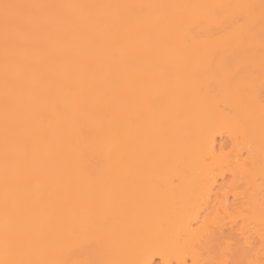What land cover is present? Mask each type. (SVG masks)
<instances>
[{"label":"bare ground","instance_id":"1","mask_svg":"<svg viewBox=\"0 0 264 264\" xmlns=\"http://www.w3.org/2000/svg\"><path fill=\"white\" fill-rule=\"evenodd\" d=\"M217 52L224 64L233 53L234 68L202 63V54ZM144 56L152 63L146 68ZM158 56L168 65L154 62ZM238 59L256 64L248 70ZM263 61L264 0H0V264H79L82 232L98 248L88 258L95 264H137L152 245L175 251L178 232L169 222L195 196L181 169L198 161L192 140L220 120H240L236 126L247 125L241 136L264 140V102L255 89ZM248 88L257 94L247 97L252 105L244 102ZM146 93L147 107L163 116L147 108L154 115H144L147 126ZM147 135L149 159L142 153ZM176 157L183 166L172 171L179 167L189 190H164L167 183L157 181L158 190L157 177ZM143 162L153 163L154 177L159 170L154 181L143 178ZM88 207L101 220L83 222Z\"/></svg>","mask_w":264,"mask_h":264},{"label":"rangeland","instance_id":"2","mask_svg":"<svg viewBox=\"0 0 264 264\" xmlns=\"http://www.w3.org/2000/svg\"><path fill=\"white\" fill-rule=\"evenodd\" d=\"M231 48L233 49L234 47H231ZM244 48L247 49L248 47H244ZM247 53L249 54L248 56L251 57L250 53H252V52H247ZM193 55L195 56L194 52H192L191 54H188L187 56L189 58H193L194 57ZM208 55L202 54L201 57H203L202 58L203 64L204 63L205 64L211 63L210 65L215 69L216 68H218V69L223 68L227 64L229 67L234 68L231 66V64L234 63V60H236V58L233 56V53L232 54L230 53V54H227L226 56H224V58L228 59V61H226L227 62L226 64L222 63L223 55H222V57H220L221 54H219V52L212 54V56L209 55V57H207ZM236 56L239 57V55H236ZM241 56L244 57L243 54H241ZM246 56H247V54H246ZM259 57H260V55L258 57L254 56V58H257V61H258ZM213 58L215 60H213ZM218 58H222V60L218 59ZM167 59L168 58H164L163 56H158V57H155L154 60L153 59L152 60L154 62L156 61V63H157V60L163 61V63H164L163 65H165V64L168 65L169 61H166ZM240 59H238L239 61L237 60L238 62H240L238 64V66L246 67V69H248V70H251V67H253L256 64V62H254V64H253V62L251 63L250 61H248L251 58H249L247 61L244 60L245 62L240 61ZM242 59H244V58H242ZM172 60L170 61V64L173 62ZM159 61L157 64H159V66H160ZM213 61H214V63H213ZM218 61H221V62L218 63ZM150 64H152V63H150ZM150 64H149V61H147V57L144 56L143 66H145V68H146V66H148ZM131 65L133 66V62ZM173 65H175V64H173ZM262 65H263V63H262ZM259 67H260V62H259L258 68ZM168 68H170V67L168 66ZM253 70H255V69H253ZM253 70H252V72H253ZM258 71H259V69H258ZM253 73H251V74H253ZM258 74H259V72H258ZM261 77L262 76H260V79L257 82L258 88L256 86L255 89H258L259 92H257V94H259V96H261L260 98L263 97L262 101L264 102V75H263V78H261ZM257 79H256V81H257ZM249 80L250 81H247V82L251 83L250 78H249ZM240 81L241 80H239V82ZM241 82H243V81H241ZM245 82L246 81L244 80V83ZM145 83H147V82H145ZM145 83L143 86L146 87V89H147L149 86H148V83L147 84H145ZM236 85H233V83H232V87L234 86V88H235ZM248 85H250V84H248ZM253 85H255V84H253ZM253 85L251 86L252 91L254 89L253 87H255ZM244 86L247 87V83L244 84ZM224 87H222V88H224L222 90H224V92L227 94L228 98L231 97L234 88L231 89L232 87H230V85L228 86L226 84ZM216 90H215V93H217ZM147 92H148V90H147ZM220 92H221V90H220ZM234 92H235V97H236L237 92L236 91H234ZM254 92L256 93V91H254ZM215 93H213V94H215ZM147 94L148 93H146V95H145V97H146L145 101H147V103L144 101V103H145L144 108L146 110L143 108L144 112L146 111L145 113H147V114H145L143 112L144 118H146L149 114V109L147 110V108H149L150 106L147 107V105H151L150 103H148L149 101L146 100L147 97L150 100V97H149L150 94H148V96H147ZM248 94H249V88L247 89V93L244 97L246 100L244 102L249 104V103H251V101L249 102V100L252 98V96L255 95V98H256L257 94H253V92L251 93V90H250V94L249 95ZM219 96H220V94H219ZM247 97L248 98L250 97V99H248ZM238 98H241V97L238 96L237 100H238ZM255 98L253 96V99H255ZM231 99H232L231 101H234L233 100L234 97H231ZM219 103H221V101ZM226 103L227 102H224L222 104H226ZM160 104H162V103H160ZM228 104H230V103H228ZM228 104H226V107L224 105L225 109L226 108L230 109L229 106H227ZM154 105H152V107ZM251 105H252V103H251ZM231 106L232 105H230V107ZM162 107H161V109H162ZM150 109H152V110H150V112H151L150 114L151 115L154 114L155 118L157 116L156 114H158V115L161 114V113L159 114V112H157L158 111L157 107H154V109L150 107ZM154 110H155V112H154ZM163 110H161V111H163ZM165 110H166V108H165ZM261 110L259 107L255 114L261 115V113H260V112H262ZM162 114L164 115L163 112H162ZM144 115H146V117ZM154 115L152 117H154ZM148 117H147L148 119L152 118L150 115ZM159 117L161 118L163 116H159ZM159 117L157 116V118H159ZM263 117H264V115H263ZM147 118L143 120L144 123L146 122V120H147V122L149 121ZM239 121H238V123L235 122L233 124H232V121L229 122L228 120L227 121H221L220 120V122H215L212 125H209L210 127H207L208 130H206V127H205V130H206L205 133L208 132L209 133V134L207 133L208 135H204L201 133L200 135L203 137L202 139H201V136H198V137L196 136L197 138L196 139L194 138L195 140H192L193 141L191 144L192 146L190 147L191 152L193 154H194V152L196 153L193 155V158H195L196 155L198 154L197 150L199 152V157L203 158V160H202V158H200V160H201V162H200L199 157L198 158L196 157V159L199 161V163H198V161H196L194 159L193 160L196 162L193 163V160H192V165L191 164L190 165L192 167L194 166V164L196 165L195 166L196 172H193V171H195V170H193V168H192L193 171H191V168H190L191 166L190 167L187 166L190 168L191 174H189V172H187V171H189V168L179 164V162L176 163L177 162V157H176V159L174 158L176 161H174V159L172 160L173 163H176V164L169 167L171 172L169 171L168 174L166 173L164 176L162 174L163 177L160 176V178L164 179V181H163L162 179L160 180V178L158 180V177H157L158 174L157 173L159 172V170H158V172H156L155 170L152 169L153 174L154 175L156 174L155 177H157V179L153 175H151L152 172H150V170H151L150 166L153 165V163L149 166H148V164L151 163L149 161H151L152 158L149 161L147 160L148 164L147 163L145 164V162H143V164H144V166H143L144 167L143 168V172H144L143 178L146 179V181H148L149 179L152 180L151 178H155L156 182L159 181V182H162V184H164L165 182L167 183V184L162 185V187L164 186L162 188L161 184H159L157 182V185H159V186H157V185H155V186H157L158 190H160L161 188L167 189L169 186H172L173 188L176 186V188H178V186L180 184H183V182L185 183L188 181V184L186 183L187 185H190L191 183L194 182L190 186H192V188L195 189V192L192 190L193 194L195 196H193V197L191 196V199L187 200L186 198H190V196L186 197V195L183 194L182 197H184V199H186L188 201V202L186 201V203L182 202V200L180 198H178V200H181L180 202L184 203L183 205L181 203L183 209L182 208L180 209V213L178 211L179 214L176 212L178 210L177 209L178 206L176 205V207H175L176 203H170L171 207L174 204L173 208H171L172 210L169 209L170 211H172L171 212L172 215H173L174 211L179 215V216H177V214L174 213L177 216L176 218L179 217L178 218L179 223H177L178 225L176 224V222H178L176 220V218H175V220H176L175 222L171 221L172 223L170 224V222H169V225H168V226L172 227L173 230H176L178 232V234H177L178 239H177L176 245H174V246H176V248L174 249L175 251H170L168 249H165L162 246L161 247L163 249H160V247H159V250L155 247V245H152V247L149 246V249L147 248V250L144 251V253H142L141 256L139 255L137 257V259H136L137 264H141L140 262H142V264L143 263H146V264H264V140L263 141L260 140L261 142L259 143V145L257 144L258 145L257 146L256 145L257 142L254 143L255 142L254 140L249 141V139H251L252 137L249 138L245 135L241 136L244 133V132H242V134H241V128H240L241 125L243 127H245L247 125L244 126L243 123L240 122L241 125H240V127H238ZM147 122L145 124L146 126H147ZM237 124H238V126H236ZM243 127H242V129H243ZM248 128H249V126H248ZM207 136H208V138H207ZM199 137H200V140H199ZM245 137H247V138L245 139ZM253 137H255V136L253 135ZM197 140H199L198 143L195 142ZM207 141L208 142L212 141L213 145L209 146ZM149 142H150V139L148 138V135H147L146 138H144V145H143L144 148L142 149L143 154L145 152H147V153L150 152V151H148V149H150L149 148L150 147ZM212 142H210V145L212 144ZM187 152H189V151L187 150ZM192 153H190V155H189L190 158H191ZM155 154H156V152H155ZM144 155L147 159H149L150 158L149 155H151V154H148V156H147V154H144ZM250 155H252V156L250 157ZM249 157H250V159H249ZM167 158L169 159V157H167ZM155 159H157V158H155ZM168 159L164 158L163 160H168ZM152 160L155 161L154 158ZM180 160H181V158H180ZM189 161L191 163V160H189ZM169 162L171 163V161H169ZM188 163L189 162H187V164ZM161 164H163V163H161ZM177 164H179L181 167L183 166L181 169L184 172V175L187 174V177H188V178H186V179H188L187 181L186 180L184 181L182 179L183 182L180 183L181 182L180 178L182 177L180 172H182V171L177 170V169H179V167L174 169L175 173H173L174 171H172V170H173V168H175L177 166ZM173 166H175V167H173ZM161 167L163 169V172L167 171V169H168V168L166 169L167 166L164 168H163V166H161ZM145 168L147 169V172H145L146 171ZM149 168H150V170H148ZM153 168H155V167H153ZM155 169H157V167ZM162 169H160V171ZM163 172H161V173H163ZM146 173H148V175ZM169 173H171L172 175L173 174L176 175L175 176L176 178L173 175L172 178H175V179L171 180L172 179V178H170L171 174L169 175ZM177 174H179L178 177H180V178L177 177ZM194 175H196V176L194 177ZM155 179H153L152 181H154ZM150 180L148 182H150ZM146 181L143 180V182H146ZM152 183L154 185V182H151V184ZM175 183H176V185H174ZM177 183H179V184H177ZM145 184H143V186H145ZM183 185H185V184H183ZM187 185H185V186H187ZM189 187L187 190H189ZM192 188H190V189H192ZM169 189H170V187H169ZM180 190H182V187ZM187 190H186V192H187ZM176 191H177V189H176ZM189 194H191V192H189ZM171 201H173V200L171 199ZM175 201H177V200H175ZM92 205L95 208L97 207L94 204H92ZM97 205H98V203H97ZM100 205H101V203L98 205V208L96 210H98V209L102 210V211H99V210L98 211L102 212L103 216H106L109 211L107 213L105 211V213H104L103 209H100L101 208V207H99ZM102 205H103V203H102ZM161 205L164 206L163 204H161ZM168 205H169V203H168ZM168 205L164 206V208H166V207H167V209L170 208ZM93 206H92V208H93ZM88 208H89L88 209L89 211L88 210H82L81 211L82 213H81L80 219L83 222L86 221L88 218H89L88 220H92L93 218L94 219L99 218V220H101L99 216L102 213H99L100 214L99 215V214H97L98 212L95 209L91 210L90 207H88ZM102 208H103V206H102ZM105 209L110 210V208L109 209L105 208ZM93 210H94V212H96L95 216H93V214H95L92 212ZM162 210L164 211L163 208H162ZM162 210H159V213H160L159 215H161L163 213ZM85 211H87L89 213L87 214V212L85 213ZM109 213H111V210ZM167 214L169 215V216L167 215L169 218L170 213H168V211H167ZM163 215H164V213H163ZM108 216H110V215H107L106 217H108ZM164 216L166 217V214ZM91 217H92V219H91ZM105 218L103 217V219H105ZM168 218H167V220L166 219H164V220L170 221L171 219H168ZM162 220H163V218H162ZM172 220H174V219H172ZM181 220L183 221L182 223H184V226L180 222ZM92 221H95V220H92ZM96 221H97V219H96ZM166 221H165V223H166ZM179 225H181V226H179ZM186 226H188L187 229H191V231L187 230L188 234H191L189 232H193V234H191V235H193V237H191V235H189L190 237L188 238V235L186 234L187 232L186 233L184 232V229H186V228L181 230L180 227H186ZM177 227H179V230ZM190 238H191V241H190ZM87 239H88V236L84 235L82 232L80 234L79 245L77 247L78 252H79V255H78L79 264L88 263L90 261V260L88 261V258L91 257L90 254H96L95 252L98 249L96 246H93V244H91V240H89V239L87 240ZM171 248H173V247H171ZM177 248H178V250H177ZM164 250H166V251H164ZM91 258L96 259L95 256L91 257ZM94 261L95 260H92L90 262L92 264L93 263L95 264ZM134 264H136V263H134Z\"/></svg>","mask_w":264,"mask_h":264}]
</instances>
